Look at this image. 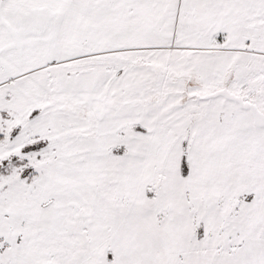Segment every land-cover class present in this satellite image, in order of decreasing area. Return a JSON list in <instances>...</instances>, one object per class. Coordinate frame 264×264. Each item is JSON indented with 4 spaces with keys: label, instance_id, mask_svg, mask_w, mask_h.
Masks as SVG:
<instances>
[{
    "label": "snow or ice",
    "instance_id": "obj_1",
    "mask_svg": "<svg viewBox=\"0 0 264 264\" xmlns=\"http://www.w3.org/2000/svg\"><path fill=\"white\" fill-rule=\"evenodd\" d=\"M0 264H264V0H0Z\"/></svg>",
    "mask_w": 264,
    "mask_h": 264
}]
</instances>
